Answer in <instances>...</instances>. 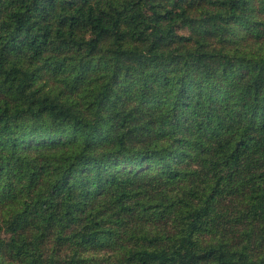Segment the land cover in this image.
Here are the masks:
<instances>
[{
    "label": "trees",
    "instance_id": "trees-1",
    "mask_svg": "<svg viewBox=\"0 0 264 264\" xmlns=\"http://www.w3.org/2000/svg\"><path fill=\"white\" fill-rule=\"evenodd\" d=\"M0 264H264V0H0Z\"/></svg>",
    "mask_w": 264,
    "mask_h": 264
}]
</instances>
